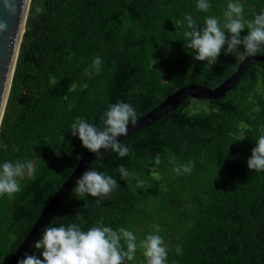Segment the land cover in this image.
I'll list each match as a JSON object with an SVG mask.
<instances>
[{
    "label": "trees",
    "instance_id": "obj_1",
    "mask_svg": "<svg viewBox=\"0 0 264 264\" xmlns=\"http://www.w3.org/2000/svg\"><path fill=\"white\" fill-rule=\"evenodd\" d=\"M243 3L247 19L264 8V0ZM226 5L211 0L205 13L196 0H31L0 125V144L7 146L0 161L31 160L34 173L11 199L0 197V264L87 151L70 133L77 117L99 124L110 103L124 101L139 119L175 90L214 89L237 70L241 61L233 55L222 52L209 66L183 42L185 14L202 23L206 15L221 18ZM96 56L100 71L86 74ZM196 101L207 108L191 112L188 98L119 141L127 156H98L89 167L112 175L115 191L97 203L72 190L49 226L75 222L87 230L102 221L128 228L139 241L158 224L167 264H264V172L246 164L264 126V63L250 67L221 99ZM188 160L190 174L172 172ZM118 165L132 173L125 181ZM137 178L146 181L143 189L135 187ZM130 264H144L139 248Z\"/></svg>",
    "mask_w": 264,
    "mask_h": 264
},
{
    "label": "clouds",
    "instance_id": "obj_2",
    "mask_svg": "<svg viewBox=\"0 0 264 264\" xmlns=\"http://www.w3.org/2000/svg\"><path fill=\"white\" fill-rule=\"evenodd\" d=\"M3 2L7 7L10 0ZM196 8L200 12H208L211 0H196ZM36 11L40 12V8ZM183 22L184 44L193 50L194 60L204 61L206 65H214L222 52L244 62L256 57L264 49V8L254 14L252 19H247L243 0H227L221 18L206 15L203 22L198 23L191 14H185ZM180 23L175 22L178 26ZM6 28L7 25L0 22V32ZM245 29L247 34L241 37ZM101 65V57H94L90 65L91 72L85 69L86 74L99 72ZM49 82L55 84V78L50 76ZM137 119V112L130 103L117 101L108 105L100 116L99 124L77 117L70 124V133L78 137L83 148L90 153L100 156V150L103 149L104 152L111 151L123 158L128 155L129 148L117 138L126 137L129 126H135ZM6 147L0 144V150ZM153 164H160L159 155L153 158ZM246 164L249 170L264 172V126L261 127ZM193 167L194 162L188 160L174 165L172 172L176 175L190 174ZM117 172L123 181L132 175L123 165L117 166ZM33 173L34 163L31 160L0 161V197L7 196L11 199L20 191V181L25 177H32ZM145 183V180L137 178L135 187L143 189ZM117 186L118 181L112 175L89 167L76 180L73 191L81 200L92 197L97 198L96 202L100 203ZM152 227L153 231L137 241L134 232L128 228L113 229L102 221L87 230L75 222L46 226L33 245L35 251L25 252L17 259L16 264H130L138 248L142 251L144 264H167L168 249L164 238L159 234L160 227L158 224H153ZM175 252L177 255L181 254L179 246L175 248Z\"/></svg>",
    "mask_w": 264,
    "mask_h": 264
},
{
    "label": "water",
    "instance_id": "obj_3",
    "mask_svg": "<svg viewBox=\"0 0 264 264\" xmlns=\"http://www.w3.org/2000/svg\"><path fill=\"white\" fill-rule=\"evenodd\" d=\"M30 3L31 0H10L6 7L3 0H0V22L7 25L6 30L0 32V125L11 90ZM257 62L264 63V55H257L254 58L240 62L237 70L214 89L203 85L191 84L175 90L152 111L140 117L135 126H129L126 137L155 123L164 115L179 107L188 98L191 101L221 99L240 82L247 70ZM126 137H118L117 139L121 141ZM103 152L104 150L101 149L100 153L102 154ZM97 157V154L88 151L82 155L68 180L46 203L23 241L5 264H16L17 259L21 258L25 252L32 253L35 251L33 245L40 238L43 229L49 226L70 195L75 187L76 180Z\"/></svg>",
    "mask_w": 264,
    "mask_h": 264
},
{
    "label": "rangeland",
    "instance_id": "obj_4",
    "mask_svg": "<svg viewBox=\"0 0 264 264\" xmlns=\"http://www.w3.org/2000/svg\"><path fill=\"white\" fill-rule=\"evenodd\" d=\"M195 102H197L196 100H193L192 102H191V105H190V107H191V112H194V111H196V110H203V109H206L207 108V105H205V104H200L199 102L198 103H195ZM195 104V105H194Z\"/></svg>",
    "mask_w": 264,
    "mask_h": 264
}]
</instances>
